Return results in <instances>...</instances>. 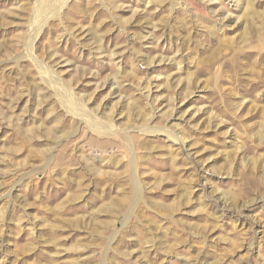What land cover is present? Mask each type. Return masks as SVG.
<instances>
[{
    "label": "rangeland",
    "instance_id": "rangeland-1",
    "mask_svg": "<svg viewBox=\"0 0 264 264\" xmlns=\"http://www.w3.org/2000/svg\"><path fill=\"white\" fill-rule=\"evenodd\" d=\"M0 264H264V0H0Z\"/></svg>",
    "mask_w": 264,
    "mask_h": 264
}]
</instances>
